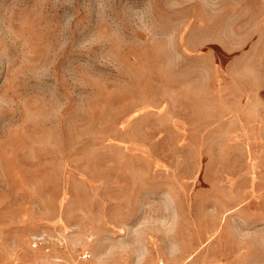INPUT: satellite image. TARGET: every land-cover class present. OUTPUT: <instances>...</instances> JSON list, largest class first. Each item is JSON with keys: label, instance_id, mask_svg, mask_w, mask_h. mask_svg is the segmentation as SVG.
Wrapping results in <instances>:
<instances>
[{"label": "rangeland", "instance_id": "1", "mask_svg": "<svg viewBox=\"0 0 264 264\" xmlns=\"http://www.w3.org/2000/svg\"><path fill=\"white\" fill-rule=\"evenodd\" d=\"M0 264H264V0H0Z\"/></svg>", "mask_w": 264, "mask_h": 264}, {"label": "crops", "instance_id": "2", "mask_svg": "<svg viewBox=\"0 0 264 264\" xmlns=\"http://www.w3.org/2000/svg\"><path fill=\"white\" fill-rule=\"evenodd\" d=\"M248 146H249V144H246L245 149H246L247 152H248V155H247V157H248V163L251 164V162H252V160H253V157H252V154H250V152H249ZM250 146H251V145H250ZM251 148H252V147H251ZM252 165H253V164H252Z\"/></svg>", "mask_w": 264, "mask_h": 264}, {"label": "built area", "instance_id": "3", "mask_svg": "<svg viewBox=\"0 0 264 264\" xmlns=\"http://www.w3.org/2000/svg\"><path fill=\"white\" fill-rule=\"evenodd\" d=\"M82 258H85V255H84V256H82Z\"/></svg>", "mask_w": 264, "mask_h": 264}]
</instances>
